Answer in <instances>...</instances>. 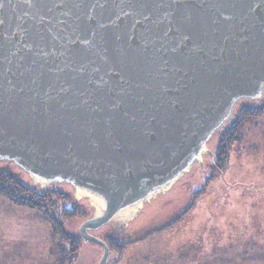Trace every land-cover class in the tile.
<instances>
[{"label":"water","instance_id":"water-1","mask_svg":"<svg viewBox=\"0 0 264 264\" xmlns=\"http://www.w3.org/2000/svg\"><path fill=\"white\" fill-rule=\"evenodd\" d=\"M263 98L264 0H0V170L65 188L98 264L92 232L214 163L237 104Z\"/></svg>","mask_w":264,"mask_h":264},{"label":"rangeland","instance_id":"rangeland-1","mask_svg":"<svg viewBox=\"0 0 264 264\" xmlns=\"http://www.w3.org/2000/svg\"><path fill=\"white\" fill-rule=\"evenodd\" d=\"M233 124L210 143L214 163L207 156L128 228L109 224L92 232L109 245L105 264L264 260V98L238 103ZM67 200L48 192L43 208L28 209L0 195V264H98L102 247L76 235L87 212ZM64 208L76 216H65Z\"/></svg>","mask_w":264,"mask_h":264},{"label":"trees","instance_id":"trees-1","mask_svg":"<svg viewBox=\"0 0 264 264\" xmlns=\"http://www.w3.org/2000/svg\"><path fill=\"white\" fill-rule=\"evenodd\" d=\"M249 111L251 110L246 109L247 113ZM230 126L231 129L234 128L233 123ZM229 128L228 130H230ZM221 156L222 153L220 154V159L222 158ZM216 166L219 167L218 164ZM52 194H54L58 199H63V200L68 199L70 204L74 208L75 207L77 208V206L72 203L71 198H68L66 195L57 192H52ZM0 195L6 197L10 202H12L18 207L36 209L40 207L43 208L44 206L43 202L46 200L47 193L40 194L32 189H29L26 186L19 183L16 177L12 176L8 170H0ZM63 212H64L63 214L68 217L76 216V212L74 210L68 211L67 209L64 208ZM74 246L76 247V245ZM76 249L78 250V246L75 248L74 252H77Z\"/></svg>","mask_w":264,"mask_h":264},{"label":"crops","instance_id":"crops-1","mask_svg":"<svg viewBox=\"0 0 264 264\" xmlns=\"http://www.w3.org/2000/svg\"><path fill=\"white\" fill-rule=\"evenodd\" d=\"M241 264H243V262H241ZM257 264H264V260L263 261H258Z\"/></svg>","mask_w":264,"mask_h":264},{"label":"flooded vegetation","instance_id":"flooded-vegetation-1","mask_svg":"<svg viewBox=\"0 0 264 264\" xmlns=\"http://www.w3.org/2000/svg\"><path fill=\"white\" fill-rule=\"evenodd\" d=\"M108 245V244H107ZM109 246V245H108ZM115 247H117L118 248V246H115Z\"/></svg>","mask_w":264,"mask_h":264}]
</instances>
